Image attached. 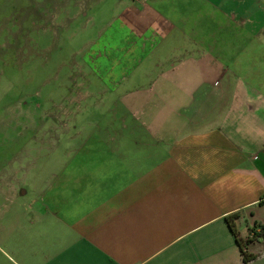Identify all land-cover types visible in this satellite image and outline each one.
<instances>
[{
  "label": "crops",
  "instance_id": "0c3cea01",
  "mask_svg": "<svg viewBox=\"0 0 264 264\" xmlns=\"http://www.w3.org/2000/svg\"><path fill=\"white\" fill-rule=\"evenodd\" d=\"M83 53L69 157L4 191L7 264H264V0L124 1Z\"/></svg>",
  "mask_w": 264,
  "mask_h": 264
},
{
  "label": "rangeland",
  "instance_id": "374dc122",
  "mask_svg": "<svg viewBox=\"0 0 264 264\" xmlns=\"http://www.w3.org/2000/svg\"><path fill=\"white\" fill-rule=\"evenodd\" d=\"M124 1L0 0V264H7L2 238L16 203L4 191L23 183L36 192L42 176L60 171L48 162L69 157L76 98L90 92L80 80L89 71L80 68L83 52ZM85 108L89 115L96 107ZM32 199L19 196L17 204Z\"/></svg>",
  "mask_w": 264,
  "mask_h": 264
},
{
  "label": "trees",
  "instance_id": "16d2710c",
  "mask_svg": "<svg viewBox=\"0 0 264 264\" xmlns=\"http://www.w3.org/2000/svg\"><path fill=\"white\" fill-rule=\"evenodd\" d=\"M239 218V215L236 213L232 216H229L227 217V221L229 223V227L231 228L232 232L236 235L237 237V243H238V246H239V249H240V252H241V255L243 257V261L244 262H249L252 258H253V255H248L247 253V245L248 243L250 242V240H247V241H243L239 234H238V231H237V227H236V224H235V220ZM254 236H257V234L254 233Z\"/></svg>",
  "mask_w": 264,
  "mask_h": 264
},
{
  "label": "built area",
  "instance_id": "2783aa9c",
  "mask_svg": "<svg viewBox=\"0 0 264 264\" xmlns=\"http://www.w3.org/2000/svg\"><path fill=\"white\" fill-rule=\"evenodd\" d=\"M253 236H254V233H253Z\"/></svg>",
  "mask_w": 264,
  "mask_h": 264
}]
</instances>
